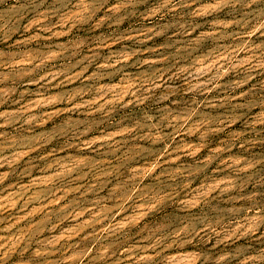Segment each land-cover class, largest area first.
<instances>
[{"label": "rangeland", "instance_id": "obj_1", "mask_svg": "<svg viewBox=\"0 0 264 264\" xmlns=\"http://www.w3.org/2000/svg\"><path fill=\"white\" fill-rule=\"evenodd\" d=\"M0 264H264V0H0Z\"/></svg>", "mask_w": 264, "mask_h": 264}]
</instances>
